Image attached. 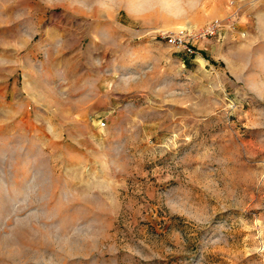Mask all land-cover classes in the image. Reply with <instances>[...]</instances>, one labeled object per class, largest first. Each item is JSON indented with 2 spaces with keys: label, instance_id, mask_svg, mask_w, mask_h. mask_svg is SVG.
Masks as SVG:
<instances>
[{
  "label": "rangeland",
  "instance_id": "1",
  "mask_svg": "<svg viewBox=\"0 0 264 264\" xmlns=\"http://www.w3.org/2000/svg\"><path fill=\"white\" fill-rule=\"evenodd\" d=\"M0 264H264V0H0Z\"/></svg>",
  "mask_w": 264,
  "mask_h": 264
},
{
  "label": "built area",
  "instance_id": "2",
  "mask_svg": "<svg viewBox=\"0 0 264 264\" xmlns=\"http://www.w3.org/2000/svg\"><path fill=\"white\" fill-rule=\"evenodd\" d=\"M220 23L218 20L211 22L209 25L204 27L198 34L190 33H178V34H163L161 37L166 39L168 43L179 48L181 51L193 54L195 52L192 43L193 37H206L213 34L219 27Z\"/></svg>",
  "mask_w": 264,
  "mask_h": 264
}]
</instances>
